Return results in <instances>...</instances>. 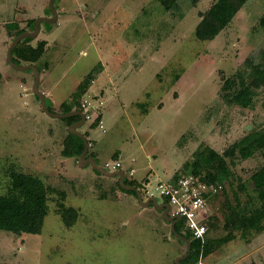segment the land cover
Listing matches in <instances>:
<instances>
[{"label": "rangeland", "instance_id": "1", "mask_svg": "<svg viewBox=\"0 0 264 264\" xmlns=\"http://www.w3.org/2000/svg\"><path fill=\"white\" fill-rule=\"evenodd\" d=\"M214 1L178 0L172 14L156 0H55L56 23L49 28L42 23L30 43L46 42L35 67L38 89L54 114H63L60 104L71 103L76 86L101 63V75L72 101L82 110L87 101L93 116L77 131L87 135L86 157L101 168L119 161L126 180L142 184L144 200L152 193L165 202L157 184L188 172L184 164L195 152L222 155L249 133L264 129V86L255 91L248 109L227 105L221 97L227 79L248 64L264 65V0H247L214 40L198 41L194 29ZM48 3L0 0V195L8 193L12 172L36 177L48 188L39 234L0 231V264H174L186 248L171 236L162 213L151 206L143 209L135 196L117 190V178L98 176L90 165L79 167V156L63 157L67 118L48 117L31 93L33 72L7 64L14 33L29 31L31 20L51 17ZM247 125L250 131L244 129ZM231 159L233 164L225 158L233 181L212 203L213 218H208L214 238L227 233L220 220L225 196L249 199L252 208L258 207L250 176L264 165V150L248 160L237 153ZM61 192L65 207L78 213L70 228L58 214ZM235 238L199 262L264 264V232Z\"/></svg>", "mask_w": 264, "mask_h": 264}, {"label": "trees", "instance_id": "2", "mask_svg": "<svg viewBox=\"0 0 264 264\" xmlns=\"http://www.w3.org/2000/svg\"><path fill=\"white\" fill-rule=\"evenodd\" d=\"M200 0H194L197 2ZM247 0H215L210 8L200 15V21L194 29V36L198 41H212L219 33L224 30L236 16L238 11L246 3ZM162 7L164 12L172 13L178 8V0H156ZM47 15H51L47 9ZM35 20H31L28 24L29 31H33ZM260 24L264 27V15L260 18ZM49 28L50 25H46ZM11 29H16L15 26H10ZM25 30L16 31L13 39ZM31 39H23L12 51V61L19 66L34 65L40 60L45 51L46 42L38 41L35 47L30 43ZM23 63V64H22ZM103 67L101 63H97L79 82L74 92L71 94L72 101L75 98H80L86 94L91 84L101 75ZM264 86V65L257 69L252 65H247L244 70L238 71L233 78L227 79L221 88V97L227 105H235L243 109L251 107L255 95V91ZM70 96V98H71ZM62 102L60 109L61 113H69L72 111L82 112L83 110L76 103ZM48 110L55 113L49 106ZM78 116L67 118V126L78 122ZM96 123L100 121V116L95 118ZM87 135L85 134V137ZM74 138L76 142L70 143L69 138ZM65 148L62 151V156L78 157L84 149L83 142L80 138L68 134L65 139ZM264 150V129L261 133L251 132L222 155L209 151L195 152V156L189 163L184 164V169L188 172L184 174H194L199 176L202 181L210 185H219L221 190L219 193L211 197L208 201V207L211 202L221 197L225 193L226 185L231 184L234 178L230 165L225 158H229V163L233 164L231 158L235 154L239 155L241 160H248L258 151ZM97 173V172H96ZM98 174V173H97ZM99 175V174H98ZM175 174L172 178H176ZM11 186L6 195H0V231L21 235V234H39L48 211V188L44 186L36 177L31 175H23L12 172L9 175ZM171 178V179H172ZM250 181L252 190L256 194L258 207H251L249 199L245 202L239 198H233V201L224 198L220 206V220L222 229L227 231L224 237L214 238L209 236L210 233V217L205 221L207 232L204 243L191 239L190 234L183 230V221L175 225V231L184 236L190 241V255L181 264H197L199 259H204L212 252L217 250L222 245L235 239L239 233L241 238H245L248 232L263 233L264 232V165L256 170L251 176ZM146 182V180H145ZM147 183V182H146ZM124 184L137 189L139 192L142 184L134 180H124ZM118 189L126 194L133 195L136 198L135 192L123 191L117 183ZM238 189L244 191L242 186L238 185ZM60 200L57 202V209L60 218L64 225L71 227L78 218V213L72 208H66L64 205L65 194L59 193ZM137 199V198H136ZM167 204V200L163 202ZM251 207V208H250ZM222 212V213H221ZM159 213H161L159 211ZM215 219V218H214ZM219 218L216 216V219ZM214 220V221H215ZM180 225L182 232L180 231ZM173 237L172 233L170 232ZM175 238V237H173ZM176 239V238H175ZM178 243L186 245L183 241L176 239ZM187 249L184 254H186ZM183 254V255H184Z\"/></svg>", "mask_w": 264, "mask_h": 264}, {"label": "water", "instance_id": "3", "mask_svg": "<svg viewBox=\"0 0 264 264\" xmlns=\"http://www.w3.org/2000/svg\"><path fill=\"white\" fill-rule=\"evenodd\" d=\"M54 2L55 0H49L48 3V9L51 13V17H39L38 19L35 20V24H34V29L33 31H26L23 33H20L19 35H17L11 42V44L9 45L7 51H6V61L7 64L12 67L13 69L17 70V71H27L30 70L33 72L34 75V79H33V84L31 87V93L33 95H35L40 103V107L42 109V111L51 118H55V119H62V118H69L72 116H78L80 118V120L72 125L69 126V134H72L78 138H80L83 142L84 145V149L81 152V154L79 155L78 158V165L79 167H85L87 165H90L91 168L97 172L98 174L102 175L103 177L106 178H117L118 180V184L119 187L123 190V191H132L135 192L136 194V198H137V202L140 205V207L142 208H147V207H153L155 210L160 211L162 213V218L163 220L168 223L170 225V231L173 235V237H175L176 239H179L181 241H183L186 245V249L187 252L186 254L179 256L174 264H181L182 261H184L186 258H188V256L190 255V241H188L184 236L178 234L175 231V225L181 221L179 216H170L169 215V210L170 207L168 204H163V203H159L157 201V198L152 196L149 197L147 199H143L142 194L135 188L131 187V186H127L124 184V180H125V173L122 170H117V171H113V172H109L106 171L105 169L99 167L96 165L95 159L94 158H87V151L89 148V144L86 140V137L84 135H82L81 133H79L77 131V128H79L80 126H82L84 124V122L86 121L85 116L82 112H78V111H72L69 113H65V114H54L51 113L46 105L45 102V95L39 91L38 89V85H39V80H40V74L38 69L34 66V65H23V66H19L16 65L13 61H12V51L13 49L25 38L34 40L38 37L39 33H40V29H41V24L45 23L47 25H53L56 23L58 15L55 11L54 8ZM252 128L251 125H247L244 127V129L246 131H250V129Z\"/></svg>", "mask_w": 264, "mask_h": 264}, {"label": "built area", "instance_id": "4", "mask_svg": "<svg viewBox=\"0 0 264 264\" xmlns=\"http://www.w3.org/2000/svg\"><path fill=\"white\" fill-rule=\"evenodd\" d=\"M85 104H82L83 114L88 120L93 116L89 114ZM103 169L113 172L121 170V165L119 162L106 163ZM155 190H158L160 197L167 200L169 215L179 216L183 221V230L190 234L192 240L203 244L207 232L205 221L208 218V201L219 193L221 186L207 184L199 176L188 173L159 182ZM147 196L149 198L154 195L149 193Z\"/></svg>", "mask_w": 264, "mask_h": 264}, {"label": "crops", "instance_id": "5", "mask_svg": "<svg viewBox=\"0 0 264 264\" xmlns=\"http://www.w3.org/2000/svg\"><path fill=\"white\" fill-rule=\"evenodd\" d=\"M201 1V0H200ZM100 90H105V87H102V88H99ZM45 95V94H44ZM98 124H100V122L98 123ZM100 128H102L101 126H100ZM116 162H119V161H116ZM120 163V162H119ZM121 165V164H120ZM128 175L131 177L132 175H133V170L132 169H130L129 170V173H128ZM99 176V175H98ZM125 176H126V173H125ZM106 178V177H105ZM117 183H118V180H115V184H116V186H117ZM96 186L95 187H97L98 189H100V187L102 186H100V185H98L97 183L95 184ZM147 185H148V182H147V184H144V188L146 189V187H147ZM101 190V189H100ZM99 190V191H100ZM117 190H119L118 189V187H117ZM101 192V191H100ZM99 198V197H98ZM102 198H106V196L105 197H102ZM102 198H100V199H102ZM211 205H212V202H211V204H209V207H208V211H207V215H208V217L209 216H211L210 214H211ZM70 208H72V207H70ZM72 209H74V208H72ZM143 209H145V208H143ZM75 210V209H74ZM78 219V218H77ZM77 221V220H76ZM68 228H70V227H68ZM236 240V238L235 239H233V240H231L230 242H228V243H226L227 245L229 244V243H231V242H233V241H235ZM226 244H224V245H226ZM216 253V250L214 251V252H212L210 255H208L207 257H205L204 258V260L205 259H207V258H209L211 255H213V254H215ZM199 260H201V258L199 259ZM233 262V261H232ZM197 264H204V263H202V262H199L198 261V263ZM213 264V263H212ZM214 264H254V263H228V262H226V263H214ZM256 264H258V263H256ZM261 264V263H260Z\"/></svg>", "mask_w": 264, "mask_h": 264}]
</instances>
